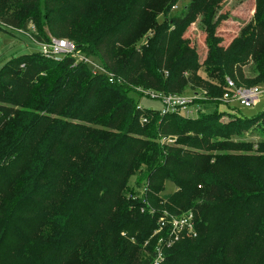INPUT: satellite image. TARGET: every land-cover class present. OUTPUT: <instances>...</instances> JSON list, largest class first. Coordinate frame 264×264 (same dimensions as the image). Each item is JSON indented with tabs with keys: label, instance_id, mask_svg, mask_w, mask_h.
<instances>
[{
	"label": "trees",
	"instance_id": "16d2710c",
	"mask_svg": "<svg viewBox=\"0 0 264 264\" xmlns=\"http://www.w3.org/2000/svg\"><path fill=\"white\" fill-rule=\"evenodd\" d=\"M40 1L0 0V30L26 28L18 13H40ZM117 1L119 13L108 17L115 6H101L109 0H43L47 33L34 25V36L37 41L79 40H73L77 47L122 83H110L83 64L71 67L69 57L55 61L39 52L12 57L0 67V264H149L159 216L188 209L194 211L197 233L167 249L163 264H264V143L256 154L244 153L248 148L233 154L246 143L235 147L229 141L231 123L221 126L209 112L222 102H201L203 111L193 117L161 115L135 101L142 95L135 88L163 94L200 90L196 53L181 38L197 0L178 16L170 7L179 0ZM64 4L75 9L64 10ZM90 15H95L93 24L80 23ZM159 15L164 24H157ZM149 31L153 35L138 47ZM252 32L251 44L233 40L226 50L216 48L219 63L209 55L211 63L224 62V72L237 86H243L241 66L250 54L264 82V24L258 22ZM46 69L51 73L44 77ZM81 78L86 84L80 86L85 95L79 101L88 113L72 118L92 122L97 117L96 125L118 130L130 109L129 125L108 145L91 136L93 128L58 120L78 88L73 81ZM98 84L105 88L97 91ZM223 85L207 84L213 91L208 96L220 98ZM245 117L248 123L263 118L264 106ZM142 118L149 119L142 123ZM54 125L58 129L48 136L40 160L35 149ZM152 133L188 136L180 139L182 148L137 136ZM94 143L105 149L100 156ZM134 174H141L136 182L143 193L125 197ZM165 181L174 190L164 199Z\"/></svg>",
	"mask_w": 264,
	"mask_h": 264
},
{
	"label": "rangeland",
	"instance_id": "374dc122",
	"mask_svg": "<svg viewBox=\"0 0 264 264\" xmlns=\"http://www.w3.org/2000/svg\"><path fill=\"white\" fill-rule=\"evenodd\" d=\"M110 2H104L105 7L101 6L102 9H109V6H115V9H112L111 14L108 17H113V14L119 13L120 7L117 0H109ZM191 0H179L172 7H170V13L173 16L180 15L181 11L187 8L190 4ZM114 3H116L114 5ZM70 8V11H73L75 7L72 4H64L63 9ZM40 13L25 11L18 13L20 18V24H32L36 25L40 28L42 32H46V26L44 23L43 16L45 14V9L43 6V0L40 1L39 7ZM84 17V16H83ZM61 18V15L59 16ZM95 21V15H90L88 17H84V20H80V23L85 25L93 24ZM163 17L157 16V24H164ZM262 22L264 24V0H197L194 11L191 17L181 26L182 34L181 38L184 40L185 45L194 53H196L197 57V74L201 82V88L196 92L197 97L195 96V92L191 90H185L184 94L191 95L192 103L196 106L202 105L201 102H207L208 100H215L216 102H221L219 98H211L208 94H212V89L207 88V84L210 86H215L216 88L223 85V82L226 78L231 79L233 82H236L235 78H233L228 73H225L223 69V63L214 64L209 60V55H212V58L216 60V62H220L218 60V50L216 48H221L226 50L232 43L233 40L239 44H243L247 42L251 44L250 38L253 34L252 29L258 23ZM180 28V27H179ZM35 32V27H34ZM153 32H146L142 39L138 41L137 46L146 44L148 40L147 37L152 36ZM69 39L70 37H64ZM70 40H74L75 42H79V40L70 38ZM86 44V43H85ZM209 44L211 48L209 47ZM253 46V45H251ZM86 47V46H85ZM39 44L35 43L29 37L18 33L14 29L7 27L6 31L0 30V67L3 63L12 58V57H20L27 55L31 52H39ZM84 50H89L88 47ZM214 52L213 54H210ZM55 67V65H54ZM244 75V81L240 82V85L243 86H257L264 88V82L260 79L259 72L256 70L255 61L250 54L247 58V62L241 66ZM65 69H62L59 74L64 75ZM222 73V75L220 74ZM44 73V77L51 73L50 69H46ZM165 73V74H164ZM166 71H163V74L166 75ZM220 79V82H219ZM85 78H81L80 80L73 81L75 84L76 92L71 96L70 100L63 107L62 112L58 115L59 121H70L71 123H80L86 127L93 128L95 134H91L94 139H98V142H103L104 145H108L114 142L124 129V126L129 125V112L124 117L123 123L118 127V130H108L102 126H98L93 123L94 120H97V117H92V122L85 120L82 121L79 118H72L74 115H78L83 113H88V106H82L79 101V97H84L85 92L84 89H81V85H85ZM222 80V82H221ZM61 80L58 82L60 84ZM222 87V86H221ZM103 84H98L97 91L102 90ZM137 89L135 88V91ZM209 91V92H208ZM198 96L200 98H198ZM135 101L138 102V106H143L147 108H154L158 110H162V102L158 98H151L148 96H137L135 97ZM119 101H115L112 104L116 105ZM89 104H91V99L89 100ZM111 105V104H110ZM109 105V108H110ZM264 106V95L260 96L259 102L252 107H244L240 105L238 102H230L229 104L221 103L215 104V106L209 111L213 113L214 119L218 120V122L222 125L231 123L229 127L232 130V134L230 135L229 141H231L235 147L236 144L246 143V146L243 148H238L234 151L233 154H241L243 149L248 148L246 154H256L254 151L259 147V143H264V117L261 119H257L248 123L249 118L245 116H252L258 114ZM191 108H194L191 106ZM201 108V107H200ZM100 117H105L106 113H99ZM244 116V120L243 119ZM194 117V116H193ZM149 118H147L148 120ZM242 122V123H239ZM247 122V124L245 123ZM176 123L178 126L182 124L181 120H178ZM233 124V125H232ZM242 126V128L240 127ZM57 127V128H56ZM41 138V141L38 147L35 149V153L38 152L40 155V160L42 159V153L46 146L47 138L51 135L52 131H56L58 129L57 125L50 127ZM210 133V132H209ZM208 133V134H209ZM142 134L137 135L138 138H144L148 140L150 144H157L158 146H177V148H182L183 145L180 143V139L187 138L188 134H169L162 135L158 133L146 134L144 137ZM209 134V137L212 138ZM203 138V137H200ZM224 138V137H220ZM204 138L202 141L204 142ZM226 140V139H225ZM92 140L89 139L88 142ZM93 148H96L99 152V156L104 152V148L102 145L94 143ZM203 150H198L197 152H202ZM233 151H230L232 153ZM202 153H205L203 151ZM39 160V161H40ZM145 168H142V170ZM144 173V170L141 172ZM141 174L136 176L135 174L128 179L126 187L123 190L125 197L132 196L134 197L141 187H138L136 179L138 182L140 181ZM165 189L161 193V196L165 199L173 190L174 185L170 181H165L164 183ZM127 199V198H126ZM121 236H125L124 232L120 233ZM130 240V239H129Z\"/></svg>",
	"mask_w": 264,
	"mask_h": 264
},
{
	"label": "built area",
	"instance_id": "2783aa9c",
	"mask_svg": "<svg viewBox=\"0 0 264 264\" xmlns=\"http://www.w3.org/2000/svg\"><path fill=\"white\" fill-rule=\"evenodd\" d=\"M10 27V26H8ZM20 34H23L39 44V53L48 59L59 61L66 57L72 59L71 67L83 64L89 68L92 74L105 75L110 83H122V79L114 73L108 71L103 64L84 54L75 44L73 40L67 38H59L50 36L47 41H37L34 36V26L29 24L26 28L10 27ZM143 96L158 98L162 102V110L160 114L180 112L186 116H198L203 111L199 106L192 103L191 95L186 94H163L151 90H142L136 88ZM197 97L196 93H194ZM264 95V88L257 86H237L231 79L226 78L223 85V93L219 100L222 103L238 102L244 107L255 106L259 102L260 96ZM198 98H200L198 96ZM193 106L194 108H191ZM146 118H142L141 122H146ZM143 190H139V195ZM194 211L186 210L178 215H172L163 212L157 220V227L153 230L151 238H156L155 253L149 264H163L165 251L172 247L176 242L183 238L194 237L197 233L194 222Z\"/></svg>",
	"mask_w": 264,
	"mask_h": 264
}]
</instances>
